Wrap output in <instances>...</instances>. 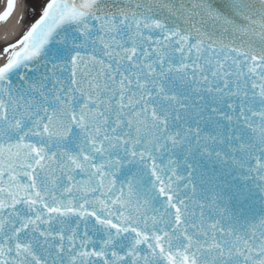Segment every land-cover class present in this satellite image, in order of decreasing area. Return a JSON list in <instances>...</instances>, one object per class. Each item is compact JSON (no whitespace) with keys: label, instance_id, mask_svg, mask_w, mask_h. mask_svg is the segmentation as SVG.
Returning a JSON list of instances; mask_svg holds the SVG:
<instances>
[{"label":"snow or ice","instance_id":"snow-or-ice-1","mask_svg":"<svg viewBox=\"0 0 264 264\" xmlns=\"http://www.w3.org/2000/svg\"><path fill=\"white\" fill-rule=\"evenodd\" d=\"M36 2L0 40V264H264V0Z\"/></svg>","mask_w":264,"mask_h":264},{"label":"bare ground","instance_id":"bare-ground-1","mask_svg":"<svg viewBox=\"0 0 264 264\" xmlns=\"http://www.w3.org/2000/svg\"><path fill=\"white\" fill-rule=\"evenodd\" d=\"M5 3L6 0H0V11H3ZM21 14H23V7H21L18 0V7L13 13L12 17L6 22H0V40L5 38L13 39L19 35L22 27L19 22V17Z\"/></svg>","mask_w":264,"mask_h":264},{"label":"rangeland","instance_id":"rangeland-1","mask_svg":"<svg viewBox=\"0 0 264 264\" xmlns=\"http://www.w3.org/2000/svg\"><path fill=\"white\" fill-rule=\"evenodd\" d=\"M25 0H20L19 3L21 5V7L24 8V4H25V8H27L26 11V18H30L31 17V10L33 9V7H37L38 8V3L36 2V0H26V2H24Z\"/></svg>","mask_w":264,"mask_h":264}]
</instances>
